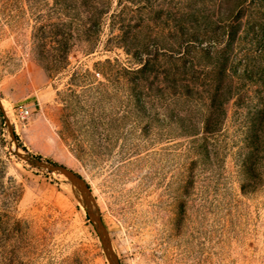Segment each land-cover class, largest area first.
<instances>
[{
  "label": "rangeland",
  "instance_id": "rangeland-1",
  "mask_svg": "<svg viewBox=\"0 0 264 264\" xmlns=\"http://www.w3.org/2000/svg\"><path fill=\"white\" fill-rule=\"evenodd\" d=\"M54 1L0 0V264H110L74 182L19 158L7 120L22 150L83 178L120 264H264V170L262 181L251 183L238 170L244 130L232 104L217 171L191 178L198 168L183 138L168 139L146 121L133 130L127 123L120 135L119 94L104 79L105 61L128 58L122 22H136L143 38V19L198 0H153L160 11L152 14L143 0H109L101 31L87 39L77 32L68 66L50 75L33 52L40 19L31 8L54 22L46 17ZM20 104L30 106L28 117L18 115ZM244 182L256 188L242 192Z\"/></svg>",
  "mask_w": 264,
  "mask_h": 264
},
{
  "label": "trees",
  "instance_id": "trees-1",
  "mask_svg": "<svg viewBox=\"0 0 264 264\" xmlns=\"http://www.w3.org/2000/svg\"><path fill=\"white\" fill-rule=\"evenodd\" d=\"M143 1L142 10L160 11L153 0ZM31 9L40 19L32 32L33 52L51 75L68 66L77 32L87 39L101 31L109 0H55L46 15L55 17L54 22H42L44 10L38 6ZM149 20L143 19L142 25L149 26L143 38L136 35V22H122L118 36L127 61H105L109 74L104 79H112L119 94L116 125L120 135L127 123L133 124V130L146 121L147 129H164L168 139L186 141L184 152L193 155L190 164L198 168L191 178L197 171L212 173L222 158L219 137H224L221 132L231 103L244 130L235 153L238 170H246L249 183L262 181L264 0H198L176 13H157ZM252 188L256 186L241 185L242 192Z\"/></svg>",
  "mask_w": 264,
  "mask_h": 264
},
{
  "label": "water",
  "instance_id": "water-1",
  "mask_svg": "<svg viewBox=\"0 0 264 264\" xmlns=\"http://www.w3.org/2000/svg\"><path fill=\"white\" fill-rule=\"evenodd\" d=\"M0 106H2L1 102H0ZM7 124H8V133L12 141L14 142V153L19 158H21L22 160H24L26 163H28L30 166L34 168L45 169L48 172L56 173L74 182L76 189L79 193L80 200L83 206L86 208L88 215L95 224L96 230L98 232L99 238L101 240L103 249L106 253L109 263L120 264L118 257L113 250V247L110 242V238L108 236V232L103 224L100 214L92 208L91 199H90V189L83 180V178H81L79 174L74 172L72 169L68 168L66 165L56 162H51L44 159H39L36 156L31 155L29 152H25L24 150H22L18 145L17 140L15 139L13 128L10 125L9 120H7Z\"/></svg>",
  "mask_w": 264,
  "mask_h": 264
},
{
  "label": "built area",
  "instance_id": "built-area-1",
  "mask_svg": "<svg viewBox=\"0 0 264 264\" xmlns=\"http://www.w3.org/2000/svg\"><path fill=\"white\" fill-rule=\"evenodd\" d=\"M16 111L21 118H26L30 115L31 109L28 104H20L16 107Z\"/></svg>",
  "mask_w": 264,
  "mask_h": 264
}]
</instances>
